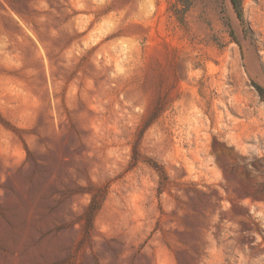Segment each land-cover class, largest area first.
<instances>
[{"label":"rangeland","instance_id":"1","mask_svg":"<svg viewBox=\"0 0 264 264\" xmlns=\"http://www.w3.org/2000/svg\"><path fill=\"white\" fill-rule=\"evenodd\" d=\"M173 3L0 0V264H264V0Z\"/></svg>","mask_w":264,"mask_h":264},{"label":"trees","instance_id":"2","mask_svg":"<svg viewBox=\"0 0 264 264\" xmlns=\"http://www.w3.org/2000/svg\"><path fill=\"white\" fill-rule=\"evenodd\" d=\"M230 3L233 7V10L236 13L237 18L239 19L240 23L243 26V30L244 33L247 34L249 32V29L246 27L245 24V20L243 17V9H242V4H241V0H230ZM192 5V0H174V3L170 6V11L172 12L173 16L176 18V20L184 25L185 23V14L186 11L190 8V6ZM252 86L255 89L256 93L258 94V96L264 100V87H262L261 85L252 82ZM154 118H149V120H147V125L148 123H150V121H152ZM135 155H136V150H134ZM134 161H137V156L133 157ZM152 163V167H154V169L158 172V174L160 175V177L165 180L166 176L164 174V171L162 170V168L156 164ZM102 201V196H95L93 195L90 199L89 204L87 205L85 212H84V217H85V232L88 233L91 226H92V222H93V218L96 214V212L98 211L100 204Z\"/></svg>","mask_w":264,"mask_h":264}]
</instances>
